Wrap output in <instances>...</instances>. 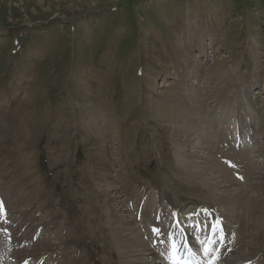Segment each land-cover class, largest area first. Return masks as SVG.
Returning <instances> with one entry per match:
<instances>
[{
	"label": "rangeland",
	"instance_id": "374dc122",
	"mask_svg": "<svg viewBox=\"0 0 264 264\" xmlns=\"http://www.w3.org/2000/svg\"><path fill=\"white\" fill-rule=\"evenodd\" d=\"M153 42L165 67L149 58ZM171 87L200 107L196 119L166 121L165 113L181 111L164 95ZM2 107L10 112L0 116V176L4 170L15 221L44 223L41 239L53 248L46 264H152L154 257L153 264H167L157 253L139 257L120 245L123 234L132 241L139 233L151 246L129 209L147 199L142 185L151 190L145 211L167 191L186 209L222 205L238 220L241 253L248 245L264 253V0H0ZM103 115L116 125L112 134ZM197 125L200 133L189 128ZM236 126L239 149L221 158L250 161V175L239 178L217 156ZM211 162L220 174L205 180L215 184L225 171L228 191L199 178ZM103 166L112 186L96 174ZM228 197L234 201L225 205ZM258 260L264 264V256Z\"/></svg>",
	"mask_w": 264,
	"mask_h": 264
},
{
	"label": "bare ground",
	"instance_id": "6f19581e",
	"mask_svg": "<svg viewBox=\"0 0 264 264\" xmlns=\"http://www.w3.org/2000/svg\"><path fill=\"white\" fill-rule=\"evenodd\" d=\"M75 11V10H74ZM191 25V24H190ZM194 25V24H193ZM192 26V25H191ZM195 26V28H196V25H194ZM193 27V26H192ZM200 37V36H199ZM195 38V37H194ZM200 41H201V39H200ZM192 43V42H191ZM203 43V42H202ZM195 44V43H194ZM158 45H157V43L156 42H153V43H151V46H150V52L148 53V55H150V57L149 58H154L153 59V64L157 67V66H163V67H165V65H167L166 63H167V58L164 56V54H163V52L161 51V50H159L158 49V47H157ZM206 49V48H205ZM208 50V49H207ZM200 51V50H199ZM202 51V50H201ZM166 52V51H165ZM190 53V52H189ZM173 56V55H172ZM198 60V59H197ZM149 61L151 62V59H149ZM173 61V60H172ZM150 62H149V65H150ZM174 62V61H173ZM172 62V63H173ZM186 62V61H185ZM171 63V64H172ZM152 64V63H151ZM179 63H177V65H178ZM170 66H172L173 67V65H170ZM182 66H183V64H182ZM181 66V67H182ZM186 66V65H185ZM194 66V65H193ZM196 66H197V64H196ZM196 66H194L195 67V69H196ZM154 67V66H153ZM155 68V67H154ZM164 69V68H163ZM197 69H198V67H197ZM167 70V69H166ZM153 71V70H152ZM180 72V71H179ZM196 72V71H195ZM195 72H194V74H195ZM180 75V74H179ZM187 75V74H186ZM185 75V76H186ZM182 76V75H181ZM180 76V77H181ZM189 76V75H188ZM199 76V75H198ZM177 77V76H176ZM191 78V77H190ZM200 77H198V79H199ZM186 79H189V78H186ZM190 80H192V79H190ZM194 80V79H193ZM175 81V80H174ZM187 81V80H186ZM195 81V80H194ZM201 81V80H200ZM188 83V82H187ZM191 83V82H190ZM200 83V82H199ZM182 84V83H181ZM177 85V84H176ZM191 85V84H190ZM197 86H198V84H196ZM194 86V85H193ZM186 87V86H185ZM172 89H170V92L168 91L166 94H164V95H166L167 96V101H179L180 103V108H181V111H179V112H172L171 110V112H168V113H165V116H164V118L166 119V121L168 120V121H174V119H176V118H180V117H186L187 118V120H188V123L190 122V119H196V114L199 112V108L196 106V104H194L193 105V107L192 106H190L189 105V103H188V98H186V96L184 97V95L182 94L183 93V91H181L180 92V94H179V92L177 91V90H180L181 88L179 87H171ZM190 88V87H189ZM192 88V87H191ZM188 89V88H187ZM202 89V88H201ZM253 89V88H252ZM87 90H92V88H85V89H83V91L84 92H86ZM184 90V89H183ZM188 91H190V90H188ZM191 91H192V89H191ZM196 91V90H195ZM202 91V90H201ZM186 92V91H185ZM193 92H194V88H193ZM198 92V91H197ZM197 92H195V93H197ZM247 92V91H246ZM254 93V92H253ZM184 94H186V93H184ZM194 94V93H193ZM202 94V93H201ZM163 95V96H164ZM198 95V94H197ZM247 95V94H246ZM157 96V95H156ZM166 96H165V99H166ZM200 95H198V97H199ZM87 97V96H86ZM90 97V96H89ZM194 97H196L197 98V96H194ZM191 98H192V96H191ZM87 99H88V97H87ZM250 99V98H249ZM255 99H256V97H255ZM94 100V99H93ZM239 100V99H238ZM252 100H254V99H252ZM200 101H201V99H200ZM255 101V100H254ZM194 101H191V104L193 103ZM196 103H198L197 101H196ZM250 103V102H249ZM156 106L158 107V108H160V106H159V104L157 103L156 104ZM202 106V105H201ZM252 106H253V104H252ZM9 108V107H8ZM2 110H5V112H3L2 110L0 111V116H2V118L3 117H5V118H7V116H8V112H10V110H8V109H6L5 107H2L1 108ZM10 109V108H9ZM161 109V108H160ZM168 111V110H167ZM7 113V115L5 116V114ZM177 114V115H176ZM240 114H241V112H240ZM98 117V116H97ZM260 117V116H259ZM102 118H103V125H102V127L104 128V131L107 133V134H112V132H114V127L116 126L115 125V123L114 122H112L111 120H110V118H108V117H106V116H102ZM106 118V119H105ZM178 118V119H179ZM190 118V119H189ZM18 120V119H17ZM108 120V121H107ZM173 121H172V123H173ZM177 122H179V124H180V121H178L177 120ZM104 123H106L105 124V126H104ZM113 123V124H112ZM185 123V122H184ZM18 124V123H17ZM179 124H178V126H179ZM183 124V123H182ZM186 124V123H185ZM181 125V124H180ZM18 126V125H17ZM184 126V125H183ZM116 128V127H115ZM190 129H193V131H195V132H201L202 130H203V127L201 126V125H197V126H190L189 127ZM18 129V128H17ZM20 129H21V131H22V133L24 132L23 130H22V128L20 127ZM175 129H177V128H175ZM19 131V130H18ZM17 131V132H18ZM21 133V134H22ZM101 133H102V131H101ZM177 133V132H176ZM179 133V132H178ZM20 134V135H21ZM181 135V134H180ZM184 136H186V140H190V138L191 137H187V132H185V135ZM190 136V135H189ZM183 137V136H182ZM176 139H178V138H176ZM179 140H177V142H178ZM188 141H185L184 140V144H186ZM223 141H224V139H223ZM176 142V144L178 145V143ZM183 142V141H182ZM225 144V143H224ZM180 145V144H179ZM182 146V145H181ZM226 147V146H225ZM186 148V147H185ZM262 148V147H261ZM223 149V148H222ZM212 150H214V149H212ZM226 149H224V151H225ZM182 151V150H181ZM264 151V150H263ZM223 153V152H222ZM224 154V153H223ZM22 155V154H21ZM104 155L105 154H102V156L100 155L99 156V159H102L103 157H104ZM197 155V154H196ZM196 155L194 154V153H190L188 156L190 157V158H192V157H196ZM228 155V154H227ZM240 155V154H239ZM230 156H231V154H230ZM198 157V156H197ZM215 157V156H214ZM214 157H212V160L218 165V167L220 168V169H222V167H223V165H221L220 163H218V161H217V158L215 159ZM188 159V158H187ZM222 159V158H221ZM4 160V159H3ZM218 160H219V158H218ZM1 162V161H0ZM26 163H27V161H25V160H23L22 159V161H21V166L22 167H24V165H26ZM3 164V163H2ZM249 164H251L250 163V161H249ZM248 163L246 164V169H251V167L252 166H250ZM6 165V164H5ZM216 165L215 164H213V162H211V165H210V167H207V168H204V169H202L201 171H199V178L202 180V182H205V183H208V181H206L205 180V174H208L209 172L210 173H212V176L211 177H213L214 176V173H218V174H220V172H219V170L218 169H216V167H215ZM3 169V168H2ZM108 169L109 168H105L104 166L103 167H99L98 168V172H96V174H106V178L105 177H102V176H100V178H102L103 179V181H102V186H112L113 185V183L110 181H108V180H111L110 178H111V176H110V174L108 173ZM1 171V170H0ZM212 171H214V173L212 172ZM229 171H231V170H229ZM226 175V173H225V171H223V175L221 174L219 177L221 178V179H223L224 178V176ZM230 175V174H229ZM219 177H217L216 179L218 180L215 184H209V186L215 191V189L217 188V190H220L221 188L220 187H224V189H222L221 191H223V192H226V191H228L229 189H230V186H227L226 184H225V180L223 179V180H221ZM223 177V178H222ZM4 178H6L5 177V175H4V170H3V176L1 177L0 176V183H1V188L4 190V186H5V183L6 182H3L2 180L4 179ZM131 180V179H130ZM214 180V179H213ZM5 181V180H4ZM132 181V180H131ZM212 182V181H211ZM210 182V183H211ZM112 184V185H111ZM207 184V185H208ZM142 186H144V185H142ZM148 187V186H147ZM16 188L18 189L19 188V186H16V187H14V189L11 187V189L12 190H16ZM111 188V187H110ZM37 190H38V187H37ZM120 190V189H119ZM122 190V189H121ZM18 191H20L19 189H18ZM25 191H26V189H24V193H25ZM106 191L107 192H109L107 189H106ZM10 193V192H9ZM23 193V192H22ZM23 193V194H24ZM150 193V192H149ZM21 194V193H20ZM19 194V195H20ZM167 194H169V191H167V192H165V194H163V196H161L162 198H165L166 200H169V199H167L165 196L167 195ZM22 195V194H21ZM10 196V195H9ZM147 196H148V193H147ZM132 197V194H129V199ZM40 199V198H39ZM175 199V198H174ZM11 200H13V199H11ZM31 200V199H30ZM232 200V201H231ZM172 202H171V205L174 207V208H178V205L176 204V202H174L173 200H171ZM229 201H231V203H233V199H232V197H228V198H226L225 200H224V204L226 205ZM237 201H235L234 202V204L236 203ZM170 203V202H169ZM238 203V202H237ZM16 204V203H15ZM116 204L117 205H122L123 204V201H121V200H116ZM129 204V203H128ZM230 205V204H229ZM13 206V205H12ZM13 208V207H12ZM15 208V207H14ZM149 208V207H148ZM164 208H167V207H164ZM228 208V207H227ZM16 209V208H15ZM52 210H55V204H54V202H50V211H52ZM20 211V210H19ZM109 212H110V215H111V217H112V219H110V222H113V223H115V222H117V220H119L120 219V217L118 216V213H117V211L115 210V208L112 210L111 209V211L110 210H108ZM108 212V213H109ZM11 213V212H10ZM167 213V212H166ZM231 214H233V215H235L234 213H231ZM21 215V214H20ZM109 215V216H110ZM26 216V215H25ZM144 220L145 219H147L148 218V213L147 212H144ZM237 216V215H236ZM29 217V216H28ZM27 218V217H26ZM54 219H56V218H53V221H54ZM34 220V219H33ZM33 220H28V218L27 219H24V218H22V216H21V218L19 219V221H18V231L17 232H14V239H15V241H16V243H17V247H18V250L15 252V254H17V260H19L20 262H22L26 257H28V256H32V255H37V254H42V256H41V258L39 257V258H37L38 260H35V261H33V262H31L30 264H46V262H48L46 259H44L46 256H51L52 255V251H53V248L51 247V246H48L45 242H44V240L43 239H41V236H38V234H39V232H38V230H39V227H41V226H43L44 227V223H40L39 222V224L38 223H33L32 225H30L29 226V228H25V229H22L25 225H27L28 223H29V221H33ZM241 224H242V220H241ZM49 227V226H48ZM22 229V230H21ZM49 229V228H48ZM138 229V228H137ZM128 231V230H127ZM120 232V230L118 231V232H116V234H118ZM126 232V231H125ZM124 232V233H125ZM127 236V237H126ZM128 236H130V234L129 235H127V234H123L122 236H120L119 238H121V247H123V248H125V249H127L128 251H132V255H137V256H139V257H141V255H143V251H147L148 252V254L150 255V257H152V256H156L157 254H156V251L154 250V248L152 247V246H150L148 243H145L142 239H141V235L138 233V235H135L133 238V240L132 241H130L132 238H128ZM126 238V241L124 240ZM239 233L237 234V236L236 237H234V239H233V245L232 246H230L229 248H227V253H229V257L225 260V262H223L222 264H236L238 261L239 262H241V261H246V260H249V259H251V258H253V257H255L256 256V252L255 251H258L257 249H256V246H252V245H248V248L247 247H245L246 248V250L248 249V252L247 253H245V254H243V253H241V247L238 245V243H239ZM24 240V242H29V244H32V249H24V251H23V247H21L22 246V244H21V242ZM53 243V242H52ZM133 247H136V249L137 250H133ZM9 255V253L7 254V256ZM150 257H148V258H150ZM146 259V258H145ZM43 261V262H42ZM42 262V263H41ZM150 262H153V263H155L156 262V258L154 257L153 258V260H150ZM149 262V263H150ZM161 262V261H160ZM152 263V264H153ZM21 264H23V262L21 263Z\"/></svg>",
	"mask_w": 264,
	"mask_h": 264
},
{
	"label": "snow or ice",
	"instance_id": "6c2138e0",
	"mask_svg": "<svg viewBox=\"0 0 264 264\" xmlns=\"http://www.w3.org/2000/svg\"><path fill=\"white\" fill-rule=\"evenodd\" d=\"M218 223L219 222H217V225H214L213 226V231H215L216 227L218 226ZM154 231H158V230H155L154 229ZM205 252H207V249H205ZM174 264H191V262L188 261V260H184V261H174Z\"/></svg>",
	"mask_w": 264,
	"mask_h": 264
}]
</instances>
